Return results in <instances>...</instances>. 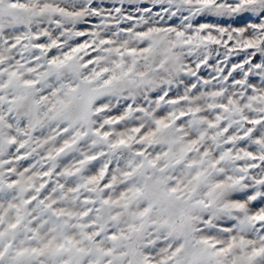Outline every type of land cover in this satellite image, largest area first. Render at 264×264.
Here are the masks:
<instances>
[{
    "label": "snow or ice",
    "instance_id": "1",
    "mask_svg": "<svg viewBox=\"0 0 264 264\" xmlns=\"http://www.w3.org/2000/svg\"><path fill=\"white\" fill-rule=\"evenodd\" d=\"M0 264H264V0H0Z\"/></svg>",
    "mask_w": 264,
    "mask_h": 264
}]
</instances>
